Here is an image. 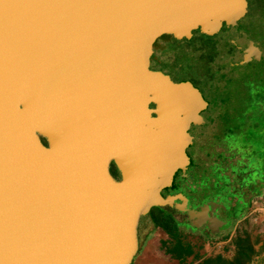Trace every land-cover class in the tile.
Wrapping results in <instances>:
<instances>
[{"label":"water","instance_id":"obj_1","mask_svg":"<svg viewBox=\"0 0 264 264\" xmlns=\"http://www.w3.org/2000/svg\"><path fill=\"white\" fill-rule=\"evenodd\" d=\"M249 6L0 0V264H132L143 217L183 201L164 190L208 117L204 89L157 52L198 29L230 65L257 61Z\"/></svg>","mask_w":264,"mask_h":264},{"label":"rangeland","instance_id":"obj_2","mask_svg":"<svg viewBox=\"0 0 264 264\" xmlns=\"http://www.w3.org/2000/svg\"><path fill=\"white\" fill-rule=\"evenodd\" d=\"M248 3L250 9L241 22L243 28L255 38L264 41V0H248ZM210 44L215 47L213 53L211 47L206 46ZM156 56L157 67L180 77L190 76L204 89L211 101L208 116H217L220 110L215 101L219 98L217 87L225 82V78H231L226 82V92L233 97L223 98L224 105L218 114L219 121H208L203 126V131L209 138L212 139V134L223 127H236L243 122H264V101L242 106L234 97L237 95L236 88L239 83L248 78H257L264 72V67L252 64L230 66L228 51L221 48L219 35L201 36L196 33L191 40L167 51H159ZM177 57L178 60L175 61ZM256 131L251 130L254 137L250 148L264 152V141L261 146H258L257 141L256 144L254 142L259 137L255 134ZM233 138L238 141L237 136ZM153 208L156 212L160 207ZM160 228L161 233L156 229L148 249L134 264H204L207 259H210L209 264H264V198L253 199L244 217L230 225L217 238L206 242L179 237L167 227Z\"/></svg>","mask_w":264,"mask_h":264},{"label":"flooded vegetation","instance_id":"obj_3","mask_svg":"<svg viewBox=\"0 0 264 264\" xmlns=\"http://www.w3.org/2000/svg\"><path fill=\"white\" fill-rule=\"evenodd\" d=\"M239 27L262 46L259 59L248 61L244 65L264 63V41L252 36L243 28L242 23H239ZM196 33L203 34L196 29L188 40ZM226 50L229 52V49ZM177 60L178 57L175 58V61ZM182 76L201 88L190 76ZM229 79L230 77L225 78V82L217 87L219 98L215 101L220 108L218 114L224 105L223 98L230 96L226 92L228 88L226 82ZM207 101V109L210 111L211 101L209 99ZM218 114L217 116L210 114L201 126L191 128L193 140L186 148L189 163L183 173L176 172L173 184L164 190L173 197L183 196V201L175 199L171 204V210L159 208L154 212L155 208H151L140 221L138 232L140 248L154 235L158 226L167 227L177 236L186 239L203 242L215 239L230 225L244 217L253 199L264 198V152L258 149L245 157L237 151L224 152L220 144L217 146V132L212 134L211 139L203 131V126L208 121H219ZM212 143H215V146H212ZM179 206L183 209L179 210Z\"/></svg>","mask_w":264,"mask_h":264},{"label":"trees","instance_id":"obj_4","mask_svg":"<svg viewBox=\"0 0 264 264\" xmlns=\"http://www.w3.org/2000/svg\"><path fill=\"white\" fill-rule=\"evenodd\" d=\"M201 36H207L206 34H201ZM207 47H211L212 53L215 49L213 44L206 45ZM211 53V54H212ZM258 65H262L264 67V63H260ZM264 69V68H263ZM231 79V78H230ZM236 87V86H235ZM237 95H234V97L237 98L239 103L242 106H248L253 103L263 102L264 101V72H261L257 78L254 79V77L242 80L241 83H239L238 88H236ZM233 97V95L228 96ZM264 124V122H262ZM262 123L258 122H252V123H240L238 126H229V127H223L220 128L219 131H217V146L220 144V146L223 148L224 152L229 153L230 151H237L239 154H242L245 156H250L253 152V150L250 148V142L253 140L254 137L253 134H251L252 129H256L257 131L255 134H257L259 137L255 139L258 143V146H261V144L264 141V125ZM233 136H237L238 141H236ZM45 142V140L43 139ZM257 146V147H258ZM224 155V153H222ZM225 159V158H224ZM229 159V158H226ZM224 162V161H223ZM112 173L117 177L118 173L115 169V166H111ZM185 254V253H184ZM181 255H183L181 253ZM210 259H207L204 264H209L208 262Z\"/></svg>","mask_w":264,"mask_h":264},{"label":"crops","instance_id":"obj_5","mask_svg":"<svg viewBox=\"0 0 264 264\" xmlns=\"http://www.w3.org/2000/svg\"><path fill=\"white\" fill-rule=\"evenodd\" d=\"M166 229V228H165ZM168 229V228H167ZM157 231H158V233H161V228H160V226L159 227H157ZM153 238L151 237L146 243H145V245L143 246V247H141L140 248V246H139V250H138V253L136 254V256L134 257V259H133V261H132V264H134V262L136 261V259L139 257V256H141L147 249H148V247H149V243L151 242V240H152Z\"/></svg>","mask_w":264,"mask_h":264}]
</instances>
